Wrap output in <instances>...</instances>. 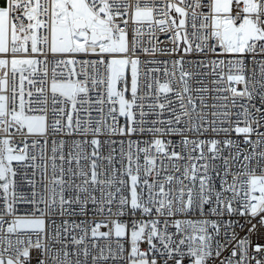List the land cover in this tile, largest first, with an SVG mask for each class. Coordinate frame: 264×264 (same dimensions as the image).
Instances as JSON below:
<instances>
[{
    "label": "snow or ice",
    "instance_id": "1",
    "mask_svg": "<svg viewBox=\"0 0 264 264\" xmlns=\"http://www.w3.org/2000/svg\"><path fill=\"white\" fill-rule=\"evenodd\" d=\"M0 264H264V0H0Z\"/></svg>",
    "mask_w": 264,
    "mask_h": 264
}]
</instances>
